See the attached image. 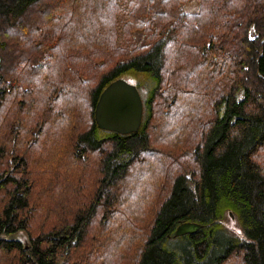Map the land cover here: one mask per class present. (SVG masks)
Wrapping results in <instances>:
<instances>
[{
	"label": "trees",
	"instance_id": "1",
	"mask_svg": "<svg viewBox=\"0 0 264 264\" xmlns=\"http://www.w3.org/2000/svg\"><path fill=\"white\" fill-rule=\"evenodd\" d=\"M195 2L0 0V264H264V0Z\"/></svg>",
	"mask_w": 264,
	"mask_h": 264
},
{
	"label": "water",
	"instance_id": "2",
	"mask_svg": "<svg viewBox=\"0 0 264 264\" xmlns=\"http://www.w3.org/2000/svg\"><path fill=\"white\" fill-rule=\"evenodd\" d=\"M144 116L143 99L137 86L123 78L111 82L100 94L95 107V120L101 129L120 134L137 132ZM201 228L194 222L181 223L176 236L190 234Z\"/></svg>",
	"mask_w": 264,
	"mask_h": 264
},
{
	"label": "rangeland",
	"instance_id": "3",
	"mask_svg": "<svg viewBox=\"0 0 264 264\" xmlns=\"http://www.w3.org/2000/svg\"><path fill=\"white\" fill-rule=\"evenodd\" d=\"M194 3L189 4L185 7V9L187 11H195L197 9V4L195 2V0H193ZM131 82V81H130ZM133 83V82H132ZM226 224L227 227L235 234L241 235L240 233V228L237 227L236 222L233 218L228 217V219H226ZM22 240H25V236L24 235H18Z\"/></svg>",
	"mask_w": 264,
	"mask_h": 264
}]
</instances>
